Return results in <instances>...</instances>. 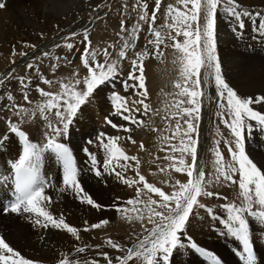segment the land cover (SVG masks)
<instances>
[{"label":"snow or ice","instance_id":"1","mask_svg":"<svg viewBox=\"0 0 264 264\" xmlns=\"http://www.w3.org/2000/svg\"><path fill=\"white\" fill-rule=\"evenodd\" d=\"M178 5L169 4L167 7V16L171 17L172 23L153 28L157 13L160 11L161 0H154V7L151 9L149 16V4L146 0H138V4L134 7L141 9L139 20L133 26L130 32V38L133 41L131 44L125 40L123 47L118 53V56L123 59L127 57L128 50L135 47V39L138 38V31L141 27V22L149 23L148 31L154 37L148 41L154 46V55L160 56L163 53L160 51L161 45L165 44V40H170L173 43L171 46L179 53V62L181 65V79L175 84L179 89L178 95L186 99L174 101L176 111L173 116H179L184 120L185 128H181L179 122L176 124V133L181 135L179 146L172 144L171 155L166 159L173 161L170 165L176 172L186 173L187 182L181 183L179 180L173 185L171 193L164 192L161 188L154 184L148 183L144 176L139 174V160L136 156H128L117 144L121 139L119 136H106L101 132L97 136V140L102 145L107 153L103 164V172L98 167V161L95 154L89 152L88 148H84V152L90 158V163L97 177H101L105 172L115 175L122 179L129 186L135 184H143V188L150 193H155L159 199L153 200L151 197L148 200L140 199L141 189L137 188L136 198L122 202L119 205L114 204L116 211L134 215H127L128 219H144V213L147 212L148 222L153 226L146 229L147 234L138 240L131 248L123 249L126 253L121 257H109L107 253H103L106 264H113L115 259L117 264H129V261L142 260L143 264H169V259L173 250L181 244V233L186 229L190 217L193 215L194 208H202L200 204L201 197H219V193L209 191L208 186L213 183L220 184L221 180L238 185L240 192V200L238 203L229 202L225 204V209L228 216L224 218L225 224L229 233L242 242L243 250L241 256L245 259L246 264H256L255 256L252 247L251 233L249 228V217L264 224V171L257 166L256 163L248 156L245 150L246 134L250 133L253 128L251 122L264 130V113L256 111L254 104L264 103V96L242 98L237 92L228 85L222 75L221 64L217 54V36H216V21L218 9H223L230 17L236 21V29L242 30L245 28L244 18L251 19L252 13L247 9H242L237 0H177ZM4 7V3L0 2V8ZM201 13L204 15V23L201 26ZM260 17L258 31L264 30V15L255 13ZM161 29L168 31L162 34ZM174 30V35L172 34ZM124 21H121V32H125ZM72 36L77 33H72ZM182 37L183 40L177 39ZM84 42L86 47L82 53V63L88 71V75L83 78L85 90H77V86L81 84L80 79L70 80L67 83H60V91L57 93L46 92L37 87V91L47 99L44 103L38 104L37 109L43 119L48 120L45 113H51L55 109L57 123L54 125L51 121L48 122L50 133L46 132L47 142L43 145L34 143L28 138V134L21 130L18 123H13L11 120L7 122L8 133L15 134L22 141V152L18 159L12 162V170L15 180V196L7 206L5 211L13 213H31L35 214L37 219L35 223L47 228L48 226L67 230L79 238V230L76 227L70 226L65 222L63 215L59 217L53 216L48 210V205L51 203V198L45 195V181L40 175V162L43 154L51 151L56 154L63 165V183L66 187L75 191L82 202H86L97 209L103 206L97 203L92 196L87 193L80 183L79 170L76 166L75 158L71 149L67 144L59 142V137L66 136L69 128L77 116L82 105L89 102L96 89L105 83H112L118 76L117 63L118 61H109L110 53L108 49L103 50L104 63L97 60V56L101 52L97 49L89 51L91 41L88 40V33H84ZM61 45H57L60 47ZM68 49H72V43L63 45ZM34 47V46H33ZM15 55V53H13ZM26 55V53H21ZM45 56L49 53H44ZM148 55V52L137 53L136 59L132 61L131 71L126 79L121 83L124 90L129 89L134 94L138 95V99L129 101L126 97L121 96L118 92H113L111 102L113 111L112 116H119L123 121L130 125H142L143 120L137 119V114L147 115L150 111L149 104L145 103L147 99V88L145 87L143 60ZM59 60V57L56 58ZM91 61V63H90ZM15 63V61H13ZM56 65H53L55 70ZM28 69L36 68L34 63L27 65ZM201 68L205 69L206 76L210 81H214L215 87L218 90L220 99V107L227 105L231 120L225 119L223 122L231 130L233 142L228 143V151L231 154V161L225 164L223 154L218 147L213 149L216 157L215 174L205 179L204 165L197 164V151L199 146V120L201 113L200 98L204 95L201 89ZM14 71V69H13ZM11 73L0 77V86L4 85L5 81L11 78ZM131 81V83H130ZM21 89L23 90V99L28 101L27 88L29 82L26 78L21 77L19 80ZM45 84H52L51 80H44ZM131 103L132 108L128 105ZM184 104L190 105L183 107ZM16 109V115L21 113L29 114L30 110L21 105H13ZM31 111V115H35V111ZM223 118V113H218ZM106 122L113 129H123L125 132H131L130 127H125L123 124L114 123L112 119L106 117ZM176 133L172 137H165L166 140L174 139ZM8 139V134H0V147L3 146ZM131 140V136L128 137ZM105 140L107 142L105 143ZM135 143V141H132ZM88 144L93 143L90 139ZM219 141H217V145ZM143 147V145H141ZM179 153V157L175 155ZM190 157L191 162L188 163L185 157ZM123 160L125 163H120ZM128 161L136 162V174L138 178H125L123 173L127 171L131 164ZM117 167L120 171H116ZM164 171V169H161ZM239 173L238 178L235 174ZM7 177H4L6 179ZM222 198V197H221ZM139 205H143L140 208ZM42 218V219H41ZM107 220L87 226L84 231L101 228L107 224ZM106 243L112 249H121V246L111 239ZM196 248L195 243L192 244ZM86 247L75 249L76 253H84ZM205 255L211 257V264H220L219 259L207 253L204 249H198ZM0 264H33V261L26 259L19 251L14 250L9 246L2 235H0ZM58 264H98L95 259L84 260L81 262L78 259H70L67 254H62V259Z\"/></svg>","mask_w":264,"mask_h":264},{"label":"rangeland","instance_id":"2","mask_svg":"<svg viewBox=\"0 0 264 264\" xmlns=\"http://www.w3.org/2000/svg\"><path fill=\"white\" fill-rule=\"evenodd\" d=\"M171 1L172 0H161L160 11L157 13V19H156L157 22L155 21V24L151 25L153 28H159L162 25L168 24V22L172 23V19L169 18L166 14L168 5L172 4ZM0 2L4 3V7L0 8L2 10L8 5V3L11 2V0L8 1L0 0ZM146 2L149 4V16H151V9L154 7V0H146ZM137 4H138V0H105L104 2H101L95 9H92L93 6H90L91 4L89 5L87 3V5L85 4L83 7L80 6L74 8L75 10L74 12L77 13L76 15H82V18L85 19L86 22H81L79 25H77L75 29H73V31L72 28L70 30L69 27H66L65 29L57 30L55 33H53L52 31H54V27L57 26V24H51V27L50 25L47 24V25H43V29H44L43 32L38 31L37 36L40 39L35 37L15 38V42L13 41L12 46L10 44V47L8 48V50H6L7 52L6 57L11 55L13 59L17 58L16 59L17 61L13 60L16 63L20 58L26 59L25 55H21V53H25L27 49L18 50L17 44L25 48L33 49L26 54L28 55L29 58H27L26 60L23 59V62L18 64V66L16 67V69L12 74V76L18 78V80H20L21 77L26 78L27 81L29 80L28 81L29 87L26 89L28 92L29 102H26L23 99V90L21 89L20 83L18 82L17 86L13 89L14 90L13 94L10 91L8 92V95L9 94L13 95L12 96L13 98H10V100L7 101L0 108V134H8L7 122L11 120L13 123L19 124L20 128L28 134V138L32 142L39 143L41 145L47 142V137L45 133L46 132L50 133L51 131L50 128L48 127V122L51 121L52 124L55 125L57 123V120L55 116V109H52L51 113H47V112L45 113V115L48 116V120L43 119L41 113L38 110H36L37 105L44 103L45 100L47 99L37 91V87L43 89L46 92L57 93L60 91L61 82L67 83L70 80L80 79L81 84L77 86V90L79 91L85 90V85L83 84V78L88 75V71L82 63V53L84 52V49L86 47V44L84 42L85 31H87L88 33V40L91 41L89 51L93 49H97L101 52V55L97 56V60L100 63H104V56L102 53L105 48H107L108 52L110 53L109 61L112 60L118 61L117 63L118 76L115 79V81L111 83L110 87H113L114 89L113 92L114 91L118 92L121 96L126 97L129 101L136 100L139 97L137 94H134L131 89H129L126 92L121 82L127 78L128 73L131 71L132 61L136 59V54L143 53L145 50L150 51L148 52L147 57H145L143 60L145 87L147 88V99L145 100V103L149 104L150 111L148 112L147 115L137 114V119L143 120L144 123L142 125L137 126V125H130L128 124V122L123 121L122 124L125 125V127H130L132 129L131 132H125L123 129L122 131L118 130L117 132L107 131L106 136L121 137V139L117 141V144L128 156H136L138 158L139 174L144 176L148 183L154 184L156 187L161 188L166 193H171V191H173V185L177 180H179L181 183H185L187 182L188 179L186 173L183 172L178 173L173 168H171L170 165L173 163V161L166 159L167 156L172 154L170 146L172 144L179 146V140L181 139V135L179 133H176L177 122L180 123L182 129L186 127L183 119H181L179 116H173V113L176 111L174 107V101L179 99H186L178 95L179 89L175 87L176 82L181 79L180 73H178V71L176 70V63L179 60L180 53L171 46L173 42L166 39L165 44L167 45V47L161 45L163 49L162 48L160 49L163 55L157 56L152 54L155 51L154 46L149 44L148 40H151L154 37L150 36L151 34L149 33V31H147L149 28V23L141 22V27L138 31V38H136L134 41L135 47L130 48L128 50V54L126 58L121 59L118 56V53L123 47L125 40H128L130 44L133 42L130 38V32L133 26L137 24V21L139 20V14L141 11L140 8L134 7ZM247 10L251 12V9H247ZM253 12L261 13L259 8L253 9ZM224 13L225 12L223 13L218 12L217 19L219 15H221L220 18L222 17V20L224 21V22L222 21L223 23L222 26L224 28V31L228 34V36L229 37L231 36L232 39L234 38L233 39L234 41L236 42L239 41L246 45V46L244 45L245 47L241 48V52H245L247 54L249 52H255V54L257 55H259L261 52L263 53L264 30L262 31L257 30L260 26L259 25L260 17L257 20V22H255L256 19H253V21L255 22L253 24L254 26L253 25L249 26L245 22V28L242 30H238L236 29L235 19L230 17L227 13L225 14ZM73 14L75 15V13ZM19 15L21 19H24L25 17L29 16L27 15V13L24 12H20ZM246 18L247 17H245L244 20ZM122 20L124 21V27L126 29L125 32H121ZM247 21L250 22L248 19ZM203 23H204V15L203 13H201V17H200L201 26L203 25ZM144 27L146 30L143 29ZM144 31H147L148 34L147 32L144 33ZM161 31L162 34H164L168 30L161 29ZM72 33H77V35L72 36L71 35ZM172 34L173 35L175 34L174 30ZM148 35L149 38H147ZM216 35H217V21H216ZM44 37L48 43L50 42L53 45L49 43L48 45L51 46L49 47L48 45H45V48L44 46L41 45H33L36 40L44 39ZM144 37H146L148 40ZM177 39L181 40V42L183 40L182 37H178ZM141 41H143L144 44ZM146 41L147 43H145ZM139 42H141L143 46H141V43ZM66 43H72L75 47H73L72 49H68L67 47L63 46ZM58 44H60L61 46L57 47ZM137 44L141 48L137 47ZM32 45L34 46V48ZM147 45L149 46V48H151L150 50H148L149 48H147L148 47ZM14 47H16L17 50L14 49ZM218 50L219 49L217 48V54L221 64L222 72L223 71L228 72V74L227 73L224 74L223 72L222 75L230 87L232 86L230 83L233 79L229 74L231 73L235 74V72L249 74L251 72H254L252 68H249L255 66L253 61L250 62L241 61L237 63L238 60H235L236 62L233 61L232 64L226 61L224 66L222 64L221 54L219 53ZM13 53H15V55H13ZM44 53H49V55L45 56ZM57 57H59V60L56 59ZM29 63H34L36 65V68L28 69L27 65ZM53 65H56L55 70H53ZM33 72L34 74H39L42 77L39 82H36L34 84L30 82V80L33 77V75L30 76V73ZM204 75H206L205 69L201 68V89L205 96H206V93L204 91L205 88L203 89V87L209 86L208 85L209 82L211 83H210V94L206 97L203 95L200 98L201 113L199 120V146L197 151V164L204 165L205 179L207 180V178L209 176H213L216 171L215 168L216 157L213 149L218 147L219 151L223 154V159L225 164H227L228 162L231 161V154L228 151V143L233 142L234 138L231 133V130L223 122L225 119L229 121L231 120V116L229 114L227 105L225 104L223 108L220 107L221 98L219 97L218 90L215 87L214 81H209V82L206 81L207 79H205ZM45 79L51 80L53 83L45 84L44 83ZM257 79L263 81L264 76H259L256 79H254V81L247 82L245 86L257 87L256 86ZM233 89L237 92L239 96H241L242 98H246V96L240 94L239 91H237V89L235 88ZM92 97H90V100ZM205 103L208 104L209 106H207ZM17 104L21 105L24 108L29 109L30 113L32 110H36L35 115L33 116L30 113L29 114L21 113L20 116L16 115V109L13 108V105H17ZM86 105H88V103L81 106L80 110L77 113V116L73 120L72 125L76 121L79 112H81L83 107ZM110 105L113 108L112 102L110 103ZM189 106L190 105L188 104L183 105V107H189ZM128 107L132 108L133 105L129 103ZM255 110L262 112L260 108H256ZM205 112H207L206 116L208 117H206L205 126L203 127V125L201 126V124L203 123L202 121ZM218 113H223V118H221V115H218ZM72 125L70 126L69 132L66 136H61L58 138L59 142L63 143L65 142L66 139L70 137V132L72 131L71 130ZM201 127H203L204 129L202 134L203 141L201 140ZM254 128H259V127L256 125L254 126ZM99 133L101 132H98L97 134L94 135L93 138H91L93 143L88 144L86 140L83 145L80 143L77 144V145H81V151L75 153L76 155L75 157L77 158L76 160L80 161L82 160V158H85L88 161H90V158L84 152L85 147L88 148L89 152H92L95 155L98 151L104 150L102 145L97 140V136ZM173 133H176L174 139H170V140L165 139V137H172ZM129 136H131V140L128 139ZM251 136H253V138L262 139V135L259 131H257V133L250 132L246 134V138H245L246 153L258 166V163L251 156V153L247 150L246 139H249V137ZM132 141H135V143H133ZM217 141H219L218 145H217ZM106 142L107 140H105V143ZM141 145H143V147H141ZM175 155L179 157V153H175ZM185 159L187 160L188 163L191 162L190 157L186 156ZM127 163L131 164L132 167H129L127 171L123 173L124 177L138 178L136 174V166H135L136 162L128 161ZM76 166L80 173L79 179L81 181L80 182L81 185L83 187L85 186L84 189L85 188L87 189V186L90 185L92 187H95V191H96L95 201L103 206L97 211L100 214L99 216H95V218L92 217L91 219L89 218L82 219L81 217L82 214L79 212L80 214V216L78 217L79 223L76 226V228L79 230L77 248L86 247V250L90 246L92 248H98L103 245H108L106 241L111 239L113 242L121 246V249H119V251L123 255H125L126 253L123 251V249L131 248L133 244H135L138 240L142 239L147 234L146 229H150L153 226L148 222L147 212L145 211L143 220L135 219V218L130 220L127 218V215L129 214L134 215V214L132 213L124 214L118 211H115L116 213L113 214L112 216H105L103 214L104 199L102 198L101 195L103 191L101 190V187L100 188L98 187L99 178L95 174H93L94 170L91 175H88V173H86V169L84 166L80 165L78 167V164H76ZM161 169H164V171H161ZM238 176L239 173H236L235 177L238 178ZM161 179H164V181ZM88 180L90 182H88ZM84 182L85 184L87 182L89 184L84 185ZM2 183H4V180H2ZM7 184L5 185V187H7ZM123 186L128 193L126 198L122 202L128 201L130 199H135L137 188L141 189L140 199L142 201L146 202L149 197H151V199L153 200L159 199V197L155 193H150L147 189L143 188L142 183L129 186L123 182ZM208 190L219 193V197L217 196L201 197L200 204L202 205H206V203L207 206L208 204H212V205L220 204V203L227 204L229 202L238 203L240 200L239 197L240 189L238 185H234L231 184L230 182L223 181V179L221 180L220 184L213 183L212 185H209ZM6 201L7 200L0 202L1 210L4 208ZM111 207L113 210H115L113 205ZM139 207L143 208V205H139ZM199 209L201 208H197V210ZM203 209L204 211H207L209 215H211L210 217L211 222L207 224L205 223V226H207L208 229L210 230L216 229V226L213 225L214 224L213 222L214 219L221 217L220 214H218L216 211L215 212L211 211L209 207H204ZM205 218H206L205 214H203L202 218H199V220H205ZM103 220H107L108 223L103 225L101 228L91 229L90 231H84V228L86 227L85 222H87V226H90L92 224L99 223ZM226 231L228 232V230ZM75 239L77 240L76 236ZM70 259H78V260L81 259L80 261L82 262L84 258L80 256L76 257L75 255H73L72 257H70ZM129 264H143V261L136 260L134 258L133 261H129Z\"/></svg>","mask_w":264,"mask_h":264},{"label":"bare ground","instance_id":"3","mask_svg":"<svg viewBox=\"0 0 264 264\" xmlns=\"http://www.w3.org/2000/svg\"><path fill=\"white\" fill-rule=\"evenodd\" d=\"M104 1L105 0H11V2L8 3L4 9H0V77L5 76L8 73L13 74V69L15 70L18 64L23 62L24 58H20L17 63H13V60H16L17 58L13 59L11 55L6 57V50H8L10 44L12 46V42H15V38H39L37 36L38 31L43 32V25L47 24L50 25V27L51 24H57V26L54 27V31H52L53 33H55L57 30L65 29L66 27H69L70 30L72 28L73 31V29H75L81 22H86V20L82 18V15H76L77 13L74 12L75 7H83L88 3L89 5L91 4L90 6H93L92 9H95L101 2ZM171 2L174 6H179L181 8L183 7L182 5L177 4V0H172ZM237 2L241 5V8L251 9V13L253 14L251 19L246 18L244 20L249 26H252L259 19V17H257L253 12V9L259 8L261 14L264 15V0H237ZM20 12L27 13L29 16L21 19L19 15ZM218 12L223 13L224 11L223 9H218ZM73 13H75L76 16ZM220 16L221 15H219L217 19L216 36L217 48L221 54L222 64L224 65L226 61L232 64L235 60H238L237 63L241 61H253L255 64V66L249 67L254 70V72L249 74L239 73L233 70L235 74H229L233 79L231 83H229L233 86V88L237 89L240 94L246 97L255 98L257 96H264V79L263 81L257 79V87L245 86L247 82L254 81V79L259 76H264V52H261L259 55L255 54V52H249L248 54L241 52V48L245 47L246 45L239 41L236 42L233 40L234 38L232 39L231 36H228V34L224 31L222 26L223 20L222 17L220 18ZM247 19L250 22H248ZM253 19H256V21L254 22ZM143 29H145V27ZM147 31H144V33ZM147 38H149V35ZM39 39L36 40L33 45H41L45 48V45L50 43L45 40V37L44 39ZM141 42L143 43V41ZM142 43L141 46H143ZM145 43H147V41ZM138 44L137 47H140ZM17 47L18 50L27 49L25 51L26 54L33 50L19 46L18 44ZM147 48H149V46ZM14 49H16V47H14ZM150 49L151 48L148 50ZM25 57L26 59L29 58L28 55H25ZM180 69L181 65L178 60L176 63V70L178 73H180ZM223 72L224 74H228L227 71ZM32 75L33 77L30 80L32 84L39 82L42 78L39 74H34V72L30 73V76ZM204 77L207 79L206 81H210L206 75H204ZM18 82V78H15L11 75V78L7 79L4 85L0 87V108L7 101H9L10 98H13V95H8V92L10 91L13 94V89L17 86ZM210 83L211 82L208 84L209 86L203 87V89L205 88L204 91L206 96L210 94ZM110 85L111 83H105L99 87V89H97L91 100L88 102V105L84 106L82 111L79 112L76 121L71 127L72 131L70 132V137L66 139L65 142H63L71 149L78 167L80 165L84 166L88 175H91L93 172L92 165L90 161L85 158H82L80 161L76 160L77 158L75 157V153L81 151V145L77 144L80 143L83 145L86 140L88 141V139L93 138L98 132H104L106 134L107 131H122L120 128L113 129L106 122V117L108 119H112L113 122L117 124H122L123 122L119 116L110 115V113L113 111L110 103L114 90L113 87H110ZM206 105L209 106L208 104ZM253 107L255 109L260 108L262 113H264V103L254 104ZM206 113L207 112H205V115L203 116V123L201 124L203 127L205 126L206 117H208L206 116ZM251 123L253 124L251 132L257 133V131H259L262 135V139L253 138V136L249 137V139H246L247 150L251 153V156L258 163V166L261 168V170L264 171V130H261L260 128H254V126H256L255 122ZM203 127H201L202 141V134L204 131ZM101 151L96 153V157L98 161L97 166L100 167L101 171L103 172V164L107 153L105 150L102 152ZM21 152L22 141L15 134L8 133L7 141L3 143L2 147H0V202L7 200V204L5 203V206L9 205V202L14 199L13 186L9 180L13 176L12 162L18 159ZM123 162L125 161H120V163ZM39 166L41 178L43 181H45V195L51 198V203L48 205V210L53 214V216L59 217L60 215H63L65 222L73 227H76L79 223V212L82 214V219H91L92 217L95 218V216H99L100 213L97 212L99 209L88 205L86 202H82L75 191L64 185L63 165L55 153L51 151L45 152ZM116 171H120V168L117 167ZM4 177L7 178L4 179ZM98 178V187H101V190L103 191L101 194L102 198L104 199L103 214L105 216H112L116 213V210H113L111 206L114 204H121L126 198L128 192L123 186L122 179L118 178L115 173L109 174L105 172L101 177ZM2 180H4V183H2ZM161 180L164 181V179ZM88 182L90 181L88 180ZM88 182L86 184H89ZM6 184L7 187H5ZM86 184L84 182V185ZM85 191L89 193L94 200L96 199L95 187H92L91 185L87 186ZM224 205L225 204L221 203L215 205L208 204V206L206 203V205H204V207H209L211 211H216L221 216L220 218L214 219L213 225L216 226V229L212 228L213 230H210L207 226H205V223L207 224L211 222V215H209L207 211H204V207L199 210L194 208L193 215L190 217L189 223L186 225V229L180 234L181 244L183 246H178L173 250V253L169 259V264H211V257L209 255H205L201 251H198V249H204L207 253L215 255L219 259L220 264H246L245 259L241 256V251L243 250L242 242L232 236L231 233L227 232V228L223 223L224 218L228 216V212L226 211ZM5 206L2 210L0 209V235L4 237L5 242H7L10 247L16 251H19L20 254L26 259L33 261V264H58L59 260L62 259V254H67L69 258L73 255L76 257L80 256L84 258L83 261L95 259L98 261V264H106L104 256L102 255L103 253H107L109 257L123 256L119 249H112L109 245H103L98 248H92L90 246L84 253H76L75 249L77 248L78 239L76 240L75 236L67 232V230L57 229L51 226L45 228L42 225H37L35 223L37 219L35 214H18L8 212L4 210ZM203 214H205V220H199V218H202ZM249 228L252 246L256 248L257 253L255 256L256 264H264V224L258 222L256 218L249 217ZM193 243L197 245L196 248L192 247ZM113 264H117L115 259L113 260Z\"/></svg>","mask_w":264,"mask_h":264}]
</instances>
